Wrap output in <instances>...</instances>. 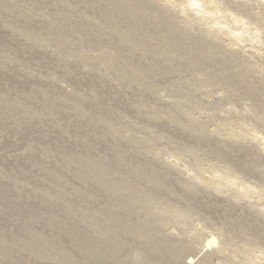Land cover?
<instances>
[{"label":"rangeland","instance_id":"1","mask_svg":"<svg viewBox=\"0 0 264 264\" xmlns=\"http://www.w3.org/2000/svg\"><path fill=\"white\" fill-rule=\"evenodd\" d=\"M0 264H264V0H0Z\"/></svg>","mask_w":264,"mask_h":264},{"label":"bare ground","instance_id":"2","mask_svg":"<svg viewBox=\"0 0 264 264\" xmlns=\"http://www.w3.org/2000/svg\"><path fill=\"white\" fill-rule=\"evenodd\" d=\"M203 250H204V249H203ZM203 250H202V251H203ZM190 263H192V262H190Z\"/></svg>","mask_w":264,"mask_h":264}]
</instances>
